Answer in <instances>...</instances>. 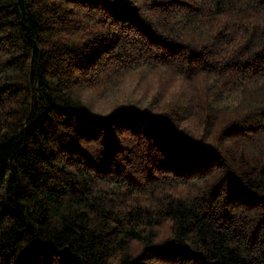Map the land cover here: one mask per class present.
Masks as SVG:
<instances>
[{"label":"trees","instance_id":"1","mask_svg":"<svg viewBox=\"0 0 264 264\" xmlns=\"http://www.w3.org/2000/svg\"><path fill=\"white\" fill-rule=\"evenodd\" d=\"M0 264H264V0H0Z\"/></svg>","mask_w":264,"mask_h":264}]
</instances>
